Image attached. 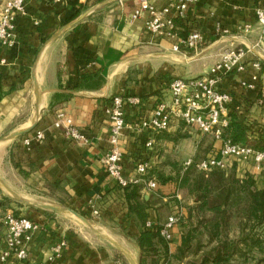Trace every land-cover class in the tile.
Here are the masks:
<instances>
[{
	"label": "crops",
	"instance_id": "crops-1",
	"mask_svg": "<svg viewBox=\"0 0 264 264\" xmlns=\"http://www.w3.org/2000/svg\"><path fill=\"white\" fill-rule=\"evenodd\" d=\"M149 1L162 8L169 0ZM259 4L258 0H198L188 6L186 19H176L177 33L169 36L147 29V12L133 18L138 0H28L27 15L18 17L17 44L8 48L0 43L4 87L0 101V178L18 193L86 216L140 264V225L129 213L126 191L102 162L111 148L106 107L115 95L141 97L139 105L127 108L128 124L121 137L124 173L135 179L140 158L152 152L154 159L158 157L157 145L173 142L159 133L156 149L149 150L146 133L138 130L139 123L153 113L161 99H170L172 79L204 75L225 49L240 46L247 51V68L225 76L220 89L232 96L228 113L232 109L245 122L264 126V29L257 24ZM83 14L82 20L60 33ZM246 24L252 26L247 33L242 31ZM223 29L229 33L223 34ZM193 30L205 35V43L196 49L182 46L174 50ZM255 62L261 63L259 69ZM254 73L260 74L258 87L244 89L241 81ZM38 108L43 110L40 118ZM59 110L74 119L88 136V143L72 141L56 128ZM35 121L30 132L6 140ZM184 125L176 121L166 133L180 131ZM37 131L43 132L44 138L33 139L27 146L25 138ZM212 142L214 148L219 147V142ZM238 164L239 175L257 172V186L264 188V173L260 175L253 162ZM142 193L151 202L147 210L151 225H164L175 213L186 214L185 208L177 205L184 200L175 183H159L156 189L145 185ZM90 204L99 215L93 214ZM24 213L41 224L29 247L34 263L48 261L53 246L65 239L67 247L52 264H131L103 236L68 217L70 213L38 206ZM172 232L169 247L175 253L182 240L180 223ZM160 264L169 263L162 260Z\"/></svg>",
	"mask_w": 264,
	"mask_h": 264
},
{
	"label": "built area",
	"instance_id": "built-area-1",
	"mask_svg": "<svg viewBox=\"0 0 264 264\" xmlns=\"http://www.w3.org/2000/svg\"><path fill=\"white\" fill-rule=\"evenodd\" d=\"M64 2V0H55ZM198 0H169L159 8L149 0H138V5L133 18H138L144 13L149 16L146 19L147 29L155 34L175 35L177 33L176 19H186L188 6ZM260 4L256 8L257 24L264 29V0H258ZM28 13V0H6L0 9V43L8 48H13L18 41V17ZM252 26L246 24L243 32L251 31ZM229 33L223 29V34ZM206 37L199 30L191 31L180 43L174 46V50L180 47L196 49L205 43ZM246 49L240 46H231L225 49L219 59L211 66L208 73L191 77H176L172 79L169 92L170 99H161L153 113L139 123L138 130L145 132L147 149L154 150L156 134L168 131L176 121H183L187 126H192L204 135H209L214 141L220 143L218 149L197 162V169L208 173L213 169L227 170L233 161H251L257 170H264V151H257L249 146L234 143L224 137V129L228 126V106L232 102L230 93L220 89L224 77L233 72H244L247 63L244 60ZM254 66L259 69L260 62ZM260 83V74L254 73L250 78L241 81V86L247 90H255ZM264 94V86L262 87ZM141 103V97L137 95H115L110 99L106 107V114L110 123V151L103 157V164L108 173L116 180L121 188L128 187L131 183H145L148 189H156V178H145L152 164V157L143 158L136 163L137 177L129 179L123 169V151L121 137L127 126L126 110L129 106H137ZM54 125L63 131L66 138L78 142L88 143V136L75 124L74 119L66 111L59 110L56 113ZM44 134L37 131L33 137L25 138L27 146L33 139L42 140ZM215 149V148H214ZM193 162L190 158L186 161L189 166ZM94 215L100 212L90 204ZM180 215L175 213L169 216L162 228V235L168 241L173 237L172 230L178 224ZM151 226V222L147 223ZM5 244L0 251V264H52L62 255L67 247L65 239L60 240L52 248V254L48 261L34 263L30 260L29 247L35 234L41 229V224L27 216L8 212L4 217Z\"/></svg>",
	"mask_w": 264,
	"mask_h": 264
},
{
	"label": "trees",
	"instance_id": "trees-1",
	"mask_svg": "<svg viewBox=\"0 0 264 264\" xmlns=\"http://www.w3.org/2000/svg\"><path fill=\"white\" fill-rule=\"evenodd\" d=\"M3 94L0 73V101ZM228 120L229 124L224 129L225 138L264 151V126L245 122L232 109L228 113ZM180 123L185 124L183 121ZM166 132H159L162 138L177 141L176 135ZM148 157H154V153L150 152L143 158ZM197 157L191 165L179 170L174 176L146 175L147 179L156 178L158 186L159 183H175L183 194V203L178 201L177 205L185 208L186 214L178 222H181L182 240L175 253L170 252L169 241L161 233L163 225L155 223L147 226V210L151 202L142 193L145 184L131 183L124 188L129 213L141 228L137 238L142 252L140 264H160L162 260L163 263L183 264L191 255L197 256L202 252L199 260L193 259L189 264H233L235 261L240 264H264V188L257 186L251 174L243 178L239 176L234 165L240 162L238 160L233 161L227 170L213 169L204 173L197 169L196 164L207 156ZM202 237H207V241H203ZM194 241H197L196 248ZM4 244L5 238L0 251Z\"/></svg>",
	"mask_w": 264,
	"mask_h": 264
},
{
	"label": "rangeland",
	"instance_id": "rangeland-1",
	"mask_svg": "<svg viewBox=\"0 0 264 264\" xmlns=\"http://www.w3.org/2000/svg\"><path fill=\"white\" fill-rule=\"evenodd\" d=\"M5 1L6 0H0V9H1L2 4ZM171 134H174L177 136V138H178L177 141L176 142H169V144L165 145V146H164V144L163 145L160 144V146L157 145V147H156L157 149L156 148L155 149H156V154L158 155V157H155L152 160L153 164H152V168L150 169L149 173L147 174L148 176L151 174H155V175L161 174L165 177L174 176L176 174V172H178L181 169H185V167H187L186 161L188 159H190V158L196 159L197 156H199V158L200 157L203 158V157L207 156L208 154L215 152L213 142H212L213 141L212 137H210V136L207 137L206 135H204L199 130H197L193 127L184 125L180 131L172 132ZM234 165L237 167L239 164L234 163ZM259 172H260V175H262L264 173V170L259 171ZM247 174H251L253 177L255 175H259V174H257V172L255 174L247 172V173L239 175V176L241 178H243V177H246ZM148 176H145V178H147ZM8 187H10V186L8 185ZM259 188H263V187H259ZM11 189H13V188H11ZM15 192L18 193L17 191H15ZM18 194L24 198H27V199L33 201V202L41 203V199H38L36 197H31L30 195H26L23 193L22 194L18 193ZM35 207H36V205L25 204V203H22L19 200H17L10 193V191L0 183V248L3 245V241L5 238V227H4L5 215L8 212H14L16 214L26 216L24 211H26V209H33ZM20 208H23V209L20 210ZM68 217L74 219L75 221H77L81 225L85 226V224H83L80 220H78L74 216L68 215ZM180 219H181V216H180ZM180 224H181V222H180ZM232 225H234V221L232 222ZM232 234H233V232H231V235ZM202 240L207 241V237L206 238L202 237ZM193 243H194V247L196 248L197 247V244H196L197 241H194ZM202 255H203V252L197 256L191 255V257L188 260H185L183 264H189V262L193 259L199 260V258H201ZM233 264H240V263L235 261V262H233Z\"/></svg>",
	"mask_w": 264,
	"mask_h": 264
},
{
	"label": "water",
	"instance_id": "water-1",
	"mask_svg": "<svg viewBox=\"0 0 264 264\" xmlns=\"http://www.w3.org/2000/svg\"><path fill=\"white\" fill-rule=\"evenodd\" d=\"M86 16V14H83L81 15L79 18H77L76 20L70 22L68 25H66L65 27H63L61 30H60V33H62L64 30H66L67 28L73 26L76 22L82 20L84 17ZM42 112L43 110L38 108L37 109V117L40 118L41 115H42ZM36 126V121L28 128L26 129H23V130H19V131H16L10 135H8L6 137V140H12V139H15L19 136H22L23 134H26L28 132H30L32 129H34V127ZM0 183L6 187L10 193L17 199L19 200L20 202L22 203H25V204H33V205H36V206H39V207H42V208H46V209H51V210H55L57 212H61V213H70L72 215H74L76 218H78L80 221H82L85 225H87L89 228H91L92 230H94L95 232H97L98 234H100L101 236H103L105 239H107L112 245H114L117 249H119L123 254H125L131 264H137V262L132 259L129 251L123 246L121 245L120 243H118L117 241H115L114 239H112L111 237H109L108 235L104 234L103 232H101L100 230H98L95 225L93 224V222L88 219L86 216L72 210V209H66V208H62V207H59V206H56V205H51V204H47V203H39V202H33L27 198H24L22 196H20L18 193H16L13 189H11L10 187H8V185L0 178Z\"/></svg>",
	"mask_w": 264,
	"mask_h": 264
}]
</instances>
